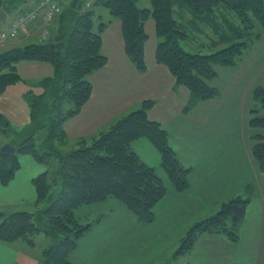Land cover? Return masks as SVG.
<instances>
[{
  "label": "trees",
  "instance_id": "obj_1",
  "mask_svg": "<svg viewBox=\"0 0 264 264\" xmlns=\"http://www.w3.org/2000/svg\"><path fill=\"white\" fill-rule=\"evenodd\" d=\"M16 2L28 0H0V11L8 13ZM223 12L233 13L235 23ZM249 14L258 20L260 29L256 30ZM149 19L155 21L159 38L156 61L170 70L178 85L189 90L188 112L196 104L218 97L219 90L213 85L217 67L238 66L249 46L264 34V0H72L64 4L48 41L36 40L1 52L0 97L9 85L21 80L17 66L21 60L49 62L54 76L40 81L41 95L26 93L30 122L21 131L0 115L4 132L17 135L9 141L16 154L0 151V182L7 185L14 178L21 155H30L46 167L33 180L37 207H46L35 213L0 211V243L23 240L34 246V238L45 234L50 244L43 251L45 264H72V253L92 227L88 220L77 217L80 208L115 199L141 223H153L154 208L166 196L167 186L133 151L132 143L141 138L151 141L160 152L161 166L174 189L179 193L188 189L190 168L179 160L163 126L149 117L153 100H145L96 137L71 144L65 133L66 121L91 99L90 76L107 65L102 53L104 30L112 21H120L125 53L139 72H145L149 39L145 24ZM192 21L210 25L218 34L211 53L183 47L190 37L187 24ZM253 101L261 103L262 110L250 111L252 154L264 174V87L254 90ZM249 202L236 197L223 203L218 213L189 229L177 254L191 250L197 237L205 233L225 234L237 242Z\"/></svg>",
  "mask_w": 264,
  "mask_h": 264
},
{
  "label": "crops",
  "instance_id": "obj_2",
  "mask_svg": "<svg viewBox=\"0 0 264 264\" xmlns=\"http://www.w3.org/2000/svg\"><path fill=\"white\" fill-rule=\"evenodd\" d=\"M39 1L25 4L21 8L24 11L16 12L0 29L9 28L22 13L33 11ZM145 29L149 35L145 72H139L125 53L120 21H112L104 30L102 53L107 65L90 76L91 99L79 114L66 121L65 133L71 144L96 137L145 100H153L149 117L163 126L170 146L181 163L190 168L189 187L183 193L177 192L168 181L153 143L146 138L134 141L133 151L155 169L167 186L166 196L154 208L155 220L141 223L115 199L80 208L77 217L88 220L92 227L80 239L71 263L264 264V174L252 154L254 131L249 126L253 92L264 87V34L249 46L238 66L217 67L213 85L219 90L218 97L185 112L189 90L178 85L170 70L156 61L159 38L155 21L149 19ZM17 40L27 44L43 40L41 21L33 23L30 31ZM183 47L195 52L187 41ZM7 91L0 97V115L19 132L30 122L29 107L23 96ZM6 143L7 139L2 140L0 147ZM20 164L7 185L0 182V211H26L21 208L38 206L33 180L45 167L30 155H23ZM236 197L250 199L237 242L225 234L205 233L197 237L191 250L177 254L192 226L215 215L223 203ZM45 237L40 239H45L43 244L47 245ZM24 248L22 241L0 243V264H39L37 256L31 259L30 252L24 254Z\"/></svg>",
  "mask_w": 264,
  "mask_h": 264
},
{
  "label": "rangeland",
  "instance_id": "obj_3",
  "mask_svg": "<svg viewBox=\"0 0 264 264\" xmlns=\"http://www.w3.org/2000/svg\"><path fill=\"white\" fill-rule=\"evenodd\" d=\"M4 1L7 2L8 0H4ZM31 1H35V3H37L36 1H38V0H28L27 3L31 2ZM65 1H69V3H70L72 0H65ZM27 3L23 2V4H21L20 2H16L13 6L10 5L12 7L9 8V12H8L9 15L4 22L0 23V27L3 28L6 24V22L9 21L15 15L16 12H18L19 10H20L19 12L24 11V10H21V8ZM223 14L227 15L230 22H234V20H236V16L233 13L223 12ZM249 16L255 22L256 30L260 29L258 20L252 14H249ZM188 20L189 19H185L186 22ZM187 30H188V33L190 35L188 45L192 47L193 51H201L203 54H208V53H211L213 51L211 43L218 34L214 32V30L212 29V27L210 25H206V24L201 23L199 21H192L191 24H187ZM23 44H27V42L18 41V40L9 42L6 44V46L4 48L0 47V52H4V51L8 50L10 47H14V46L24 47ZM39 62H41V61L21 60L17 65L18 66V74L20 75L21 80L15 84L9 85L6 88V90H8L7 92H12V91L14 92L15 91L21 97L23 96V100L25 102H26V100L24 97H25L26 93H28L29 91H32L35 95H41L43 93V88L40 85V81H42L44 78L53 77L54 76V69L48 63H45V62L39 63ZM251 106L253 107L252 109L256 108V109L262 110V105L258 101H252ZM4 131H5V128H2L0 126V145H1L2 140L7 139V141L12 142L15 139H17L16 134L9 133V132L7 134ZM2 147L3 146H1L0 149ZM21 157H23V155H21L20 158ZM45 170H46V167H45ZM230 200L231 199H229L228 201H230ZM43 206L46 207L45 204L39 205L38 208H37V206L27 205V206H25V208H21V209H26V211H28V212L35 213L38 211V209H42ZM43 236H46V235L45 234H39L34 238V243L36 244V246H34L32 248L29 247L28 243H26L22 240V242H24V245L26 248V250L24 251V254L25 253L28 254L30 252L28 255L31 256L30 257L31 259L34 258L35 256H37V258L39 260V264H45L43 251L50 246V244H47V245L45 244L46 246L43 244L45 242V239H40ZM45 238H47V237H45Z\"/></svg>",
  "mask_w": 264,
  "mask_h": 264
},
{
  "label": "built area",
  "instance_id": "obj_4",
  "mask_svg": "<svg viewBox=\"0 0 264 264\" xmlns=\"http://www.w3.org/2000/svg\"><path fill=\"white\" fill-rule=\"evenodd\" d=\"M62 1L41 0L33 11L20 15L7 31L0 32V43L4 44L9 40H15L39 20L43 26L44 39H49L52 36V27L57 17L63 12Z\"/></svg>",
  "mask_w": 264,
  "mask_h": 264
},
{
  "label": "water",
  "instance_id": "obj_5",
  "mask_svg": "<svg viewBox=\"0 0 264 264\" xmlns=\"http://www.w3.org/2000/svg\"><path fill=\"white\" fill-rule=\"evenodd\" d=\"M8 17V14L5 10L0 11V23L5 21ZM1 153L5 154H16V148L12 144H6L0 149Z\"/></svg>",
  "mask_w": 264,
  "mask_h": 264
}]
</instances>
